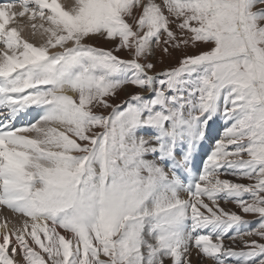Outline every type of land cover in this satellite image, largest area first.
<instances>
[{"label":"snow or ice","instance_id":"obj_1","mask_svg":"<svg viewBox=\"0 0 264 264\" xmlns=\"http://www.w3.org/2000/svg\"><path fill=\"white\" fill-rule=\"evenodd\" d=\"M0 45V264H264V0H0Z\"/></svg>","mask_w":264,"mask_h":264},{"label":"bare ground","instance_id":"obj_2","mask_svg":"<svg viewBox=\"0 0 264 264\" xmlns=\"http://www.w3.org/2000/svg\"><path fill=\"white\" fill-rule=\"evenodd\" d=\"M59 3H61V5L64 6L65 8H67L70 3H74V0H61V1H59ZM18 20H19V17L16 18V20L13 23L12 26H16L19 30H21V36L23 38H25V39H26V35L33 36L32 29L30 28V26L27 25V26L21 28L20 26H18ZM39 23H40V21H38L37 25H39ZM34 38H35L34 41H35V43L38 46L41 43V40H40L39 35L37 34L36 36H34ZM0 48H2V45H0ZM66 94L67 95H73V93H71V92H68ZM230 123H231V121H229V124ZM51 126L57 128L58 130H61V131L64 130L58 124H53ZM227 126L228 125H225L222 122L220 123V127L218 129V131H219L218 139L223 134V129L225 127H227ZM25 135L34 136L33 133H26ZM207 149L210 151L211 150V146L208 147ZM221 178L222 179L223 178L234 179L233 177H230V176H221ZM237 182L243 183V181H237ZM220 203H221V206L224 207L225 209H231V210L236 211L235 205H233L231 203L225 204L223 201H221ZM0 210L2 212H4V213H7V217H0V224H4L6 222L7 223L8 230H13V229H17V228L22 227L23 220L25 219L24 217L20 216L19 214L13 213L11 210L7 209L3 205H0ZM249 226H250V224H248L246 227L249 228ZM244 227L245 226H242V230H243ZM3 232H4V228H0V235H2ZM252 238H255V237H252ZM17 259L19 260L20 258L17 257ZM192 259H193V264H196V255H195V252L193 253ZM202 264H206V262H202Z\"/></svg>","mask_w":264,"mask_h":264},{"label":"rangeland","instance_id":"obj_3","mask_svg":"<svg viewBox=\"0 0 264 264\" xmlns=\"http://www.w3.org/2000/svg\"><path fill=\"white\" fill-rule=\"evenodd\" d=\"M156 2L159 3L160 0H157ZM35 23H38V20L35 21ZM27 25L28 26L31 25V22L28 21L27 17H25V18L23 17V18H21L18 21V26H20L21 28H23V27H25ZM30 28H31V26H30ZM26 39L29 42H32V43L36 44L35 41H34V39H35L34 36L26 35ZM89 43H94L98 47H107V45H105L100 40H97V41H89ZM200 50H201L200 48L193 49V48L189 47L188 49H186V53L189 54V55H192V54H196ZM180 55H181V53H179V52L174 53V57L173 58L165 60L164 61V64L163 65H158V67H166V66L175 65L177 63V58ZM93 110L95 112H97V113L103 112V114H105V115L107 114V110H103V109H100V108H96V109H93ZM97 131H98V129H97ZM239 181H243V183H245V184L252 183V181H250L248 179H243V180H239ZM235 208H236V206H235ZM236 212L238 214H240L243 217V219L251 222L249 228H256L257 227V225H258V217L257 216L252 215V214H243V213L240 212V210L238 208H236ZM0 217H7V213H4V212H2L0 210ZM261 242H264V241H261Z\"/></svg>","mask_w":264,"mask_h":264}]
</instances>
